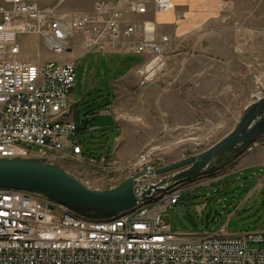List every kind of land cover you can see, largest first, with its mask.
I'll use <instances>...</instances> for the list:
<instances>
[{
    "label": "built area",
    "instance_id": "1",
    "mask_svg": "<svg viewBox=\"0 0 264 264\" xmlns=\"http://www.w3.org/2000/svg\"><path fill=\"white\" fill-rule=\"evenodd\" d=\"M173 10L174 0H101L92 12L64 20L28 0H0V159L69 162L85 187L115 188L112 157L88 155L77 140L70 103L75 63H26L18 37L41 36L53 55L78 47L83 54L140 56L145 86L172 49L150 20ZM152 178H142L148 183L139 188L160 180ZM195 185L140 197L133 209L106 220L84 218L35 192L0 190V264H264V231L228 236L223 226L195 235L166 226L164 215Z\"/></svg>",
    "mask_w": 264,
    "mask_h": 264
},
{
    "label": "rangeland",
    "instance_id": "2",
    "mask_svg": "<svg viewBox=\"0 0 264 264\" xmlns=\"http://www.w3.org/2000/svg\"><path fill=\"white\" fill-rule=\"evenodd\" d=\"M234 1L233 10L221 12L222 23L240 24L263 36L264 0ZM170 40L165 68L145 86L137 74L140 56L88 53L74 58L70 101L78 104L70 103L77 140L88 155L112 157L110 176L117 186L147 167L160 169L209 149L234 129L248 105L264 95V62L252 53L250 67L238 64V78L224 79L217 94L210 92L209 82L203 97L204 92L197 93L200 79L194 54L185 52L179 39ZM18 43L21 55L37 64L67 59L49 54L38 35L19 36ZM108 110L111 113H104ZM252 148H264V139ZM142 156L147 164L141 162ZM234 158L227 155L190 181L196 185L182 197L193 199L182 200L162 218L173 233L212 234L223 226L228 236L264 231V188L258 187L264 169L236 173L230 165ZM57 166L73 177L81 174L69 162ZM186 203L190 206L184 207Z\"/></svg>",
    "mask_w": 264,
    "mask_h": 264
},
{
    "label": "water",
    "instance_id": "3",
    "mask_svg": "<svg viewBox=\"0 0 264 264\" xmlns=\"http://www.w3.org/2000/svg\"><path fill=\"white\" fill-rule=\"evenodd\" d=\"M260 139H264V95L248 105L234 129L209 149L163 168L131 176L115 188L89 189L62 168L39 159H0V190L35 192L84 218L106 220L133 209L140 197L156 196L168 188L198 179L214 162L227 155L239 156ZM151 176L160 180L139 188V184L148 183L141 179ZM193 197L183 196V200ZM189 206L186 203L184 207ZM178 211L184 214L182 209Z\"/></svg>",
    "mask_w": 264,
    "mask_h": 264
},
{
    "label": "crops",
    "instance_id": "4",
    "mask_svg": "<svg viewBox=\"0 0 264 264\" xmlns=\"http://www.w3.org/2000/svg\"><path fill=\"white\" fill-rule=\"evenodd\" d=\"M28 1L35 3L42 10L53 11L56 18L68 20L73 15L92 12L94 4L101 0ZM233 7L234 0H174L173 11L150 20L157 37L166 35L169 38H177L185 52L194 54L193 62L197 63V75L200 79L197 93L204 92L203 97L207 96L208 91L205 88L209 82L212 90L210 92L215 90L217 94L224 79L238 78L240 74L238 64L250 67L252 53H256L254 56L264 62V35H258L240 24L222 23L221 12L233 10ZM178 15L182 17L178 19ZM79 50L78 47L74 48L75 52L68 54L67 59L62 62H75L74 58L79 57L77 55H84ZM19 59L37 64L25 59L23 55H20ZM70 102L72 105L78 104L74 100ZM104 113H111V110ZM92 119V115L86 117V125ZM230 165L236 173L254 168L264 169V148L255 150L253 148L251 152H244L235 157ZM258 187L264 188V177L259 181Z\"/></svg>",
    "mask_w": 264,
    "mask_h": 264
}]
</instances>
